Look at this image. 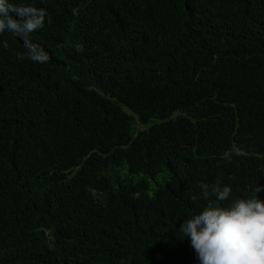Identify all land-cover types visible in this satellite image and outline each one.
<instances>
[{"label": "trees", "instance_id": "1", "mask_svg": "<svg viewBox=\"0 0 264 264\" xmlns=\"http://www.w3.org/2000/svg\"><path fill=\"white\" fill-rule=\"evenodd\" d=\"M9 3L50 60L0 35V264H199L200 183L264 189V0Z\"/></svg>", "mask_w": 264, "mask_h": 264}, {"label": "clouds", "instance_id": "2", "mask_svg": "<svg viewBox=\"0 0 264 264\" xmlns=\"http://www.w3.org/2000/svg\"><path fill=\"white\" fill-rule=\"evenodd\" d=\"M46 16L45 9L32 4L15 5L0 0V35L11 33L22 41L25 51L16 53L18 60L49 62V54L30 39L33 32L44 26ZM3 47H9L7 41ZM75 47L83 51L82 45ZM199 187L200 198L206 204L179 228L183 236L190 238L199 264H264V201L257 195L264 189L256 186L250 197H237L224 206L222 202L228 201L233 191L230 186L201 182ZM191 199L196 201L198 197Z\"/></svg>", "mask_w": 264, "mask_h": 264}]
</instances>
